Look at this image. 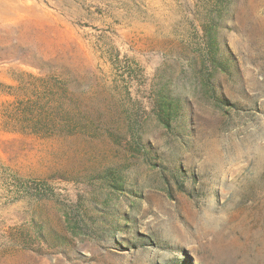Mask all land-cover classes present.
I'll use <instances>...</instances> for the list:
<instances>
[{
	"label": "rangeland",
	"instance_id": "obj_1",
	"mask_svg": "<svg viewBox=\"0 0 264 264\" xmlns=\"http://www.w3.org/2000/svg\"><path fill=\"white\" fill-rule=\"evenodd\" d=\"M0 264H264V0H0Z\"/></svg>",
	"mask_w": 264,
	"mask_h": 264
},
{
	"label": "trees",
	"instance_id": "obj_2",
	"mask_svg": "<svg viewBox=\"0 0 264 264\" xmlns=\"http://www.w3.org/2000/svg\"><path fill=\"white\" fill-rule=\"evenodd\" d=\"M52 102L54 105L52 103V106L45 111L38 108L39 110H26L15 114L14 125L28 126L31 130L27 134L20 130L13 131L40 138L73 134L78 129V120H74L71 112L64 107L62 100L55 98Z\"/></svg>",
	"mask_w": 264,
	"mask_h": 264
}]
</instances>
